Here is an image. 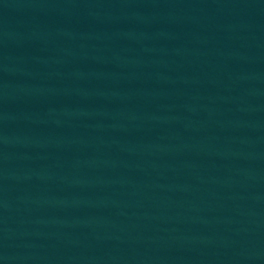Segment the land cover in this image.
<instances>
[{"label":"water","instance_id":"95a60500","mask_svg":"<svg viewBox=\"0 0 264 264\" xmlns=\"http://www.w3.org/2000/svg\"><path fill=\"white\" fill-rule=\"evenodd\" d=\"M0 264H264V0H0Z\"/></svg>","mask_w":264,"mask_h":264}]
</instances>
